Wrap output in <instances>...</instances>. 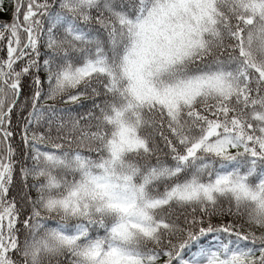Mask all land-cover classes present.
I'll return each mask as SVG.
<instances>
[{
    "label": "snow or ice",
    "instance_id": "obj_1",
    "mask_svg": "<svg viewBox=\"0 0 264 264\" xmlns=\"http://www.w3.org/2000/svg\"><path fill=\"white\" fill-rule=\"evenodd\" d=\"M0 13V264H264V0Z\"/></svg>",
    "mask_w": 264,
    "mask_h": 264
},
{
    "label": "trees",
    "instance_id": "obj_2",
    "mask_svg": "<svg viewBox=\"0 0 264 264\" xmlns=\"http://www.w3.org/2000/svg\"><path fill=\"white\" fill-rule=\"evenodd\" d=\"M4 14L3 13H0V16H3Z\"/></svg>",
    "mask_w": 264,
    "mask_h": 264
}]
</instances>
